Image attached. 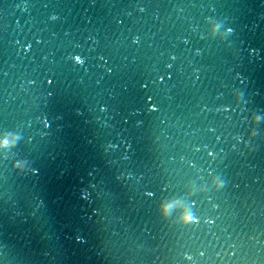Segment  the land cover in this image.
I'll return each mask as SVG.
<instances>
[{"label": "water", "instance_id": "water-1", "mask_svg": "<svg viewBox=\"0 0 264 264\" xmlns=\"http://www.w3.org/2000/svg\"><path fill=\"white\" fill-rule=\"evenodd\" d=\"M0 264H264V0H0Z\"/></svg>", "mask_w": 264, "mask_h": 264}, {"label": "clouds", "instance_id": "clouds-1", "mask_svg": "<svg viewBox=\"0 0 264 264\" xmlns=\"http://www.w3.org/2000/svg\"><path fill=\"white\" fill-rule=\"evenodd\" d=\"M153 110H156V109H153Z\"/></svg>", "mask_w": 264, "mask_h": 264}]
</instances>
